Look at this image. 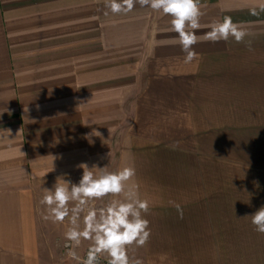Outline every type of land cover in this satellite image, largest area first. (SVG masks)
<instances>
[{"label":"crops","instance_id":"crops-1","mask_svg":"<svg viewBox=\"0 0 264 264\" xmlns=\"http://www.w3.org/2000/svg\"><path fill=\"white\" fill-rule=\"evenodd\" d=\"M262 5L201 0L197 55L185 63L161 11L0 0V264L79 263L64 247L68 219L44 220L40 200L57 178L78 183L81 163L135 169L151 236L130 258L264 264L250 216L264 206ZM225 16L248 31L244 43L203 39ZM90 245L75 248L80 258Z\"/></svg>","mask_w":264,"mask_h":264},{"label":"clouds","instance_id":"clouds-1","mask_svg":"<svg viewBox=\"0 0 264 264\" xmlns=\"http://www.w3.org/2000/svg\"><path fill=\"white\" fill-rule=\"evenodd\" d=\"M137 4L171 17L169 30L178 34V43L185 54L184 62L191 63L197 55L193 46L201 39L196 35V30L202 27L201 0H105V7L113 14L131 12ZM260 10L264 11V5ZM258 14L256 9L251 10V15ZM208 27L210 31L203 39L213 43L227 42L230 37L236 43H244L245 37L249 35L230 16ZM94 134L100 135L99 132ZM77 167L83 170L78 183L57 178L52 189L43 188L44 195L40 203L46 206L47 214L42 218L52 223H63L68 219L70 227L64 234L67 241L64 247L71 249L68 255L74 260L81 259L75 248L80 246L82 240L91 242L81 264H99L103 254L108 257V264H143L142 260L130 258L128 254L131 246L142 248L151 236L149 221L144 218V214L150 210L149 202L139 198L136 185H129L136 175L135 169L129 166L112 172L107 170V166L100 168L93 165L89 168L86 163ZM109 195H123L124 199L112 200L106 207L89 206L90 201L101 200ZM70 204L74 206L70 207ZM176 208L180 218H183L180 206ZM250 216L254 230L264 234V206Z\"/></svg>","mask_w":264,"mask_h":264},{"label":"built area","instance_id":"built-area-1","mask_svg":"<svg viewBox=\"0 0 264 264\" xmlns=\"http://www.w3.org/2000/svg\"><path fill=\"white\" fill-rule=\"evenodd\" d=\"M86 256H87V251L84 253L78 264H81V261L84 260ZM99 264H108V257L106 256V254L100 256Z\"/></svg>","mask_w":264,"mask_h":264},{"label":"rangeland","instance_id":"rangeland-1","mask_svg":"<svg viewBox=\"0 0 264 264\" xmlns=\"http://www.w3.org/2000/svg\"><path fill=\"white\" fill-rule=\"evenodd\" d=\"M67 264H73V262H69V263H67Z\"/></svg>","mask_w":264,"mask_h":264}]
</instances>
